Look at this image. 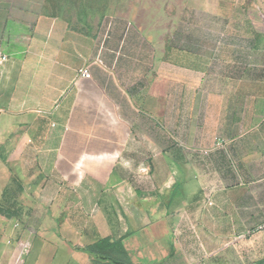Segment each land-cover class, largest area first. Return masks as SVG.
Returning a JSON list of instances; mask_svg holds the SVG:
<instances>
[{
    "label": "crops",
    "instance_id": "0c3cea01",
    "mask_svg": "<svg viewBox=\"0 0 264 264\" xmlns=\"http://www.w3.org/2000/svg\"><path fill=\"white\" fill-rule=\"evenodd\" d=\"M45 1L0 0V264H264V0Z\"/></svg>",
    "mask_w": 264,
    "mask_h": 264
},
{
    "label": "rangeland",
    "instance_id": "374dc122",
    "mask_svg": "<svg viewBox=\"0 0 264 264\" xmlns=\"http://www.w3.org/2000/svg\"><path fill=\"white\" fill-rule=\"evenodd\" d=\"M141 0H46L45 11L63 18L93 20V15L105 14L111 11L126 10L140 7ZM31 258L26 259L25 264H30Z\"/></svg>",
    "mask_w": 264,
    "mask_h": 264
},
{
    "label": "built area",
    "instance_id": "2783aa9c",
    "mask_svg": "<svg viewBox=\"0 0 264 264\" xmlns=\"http://www.w3.org/2000/svg\"><path fill=\"white\" fill-rule=\"evenodd\" d=\"M7 60V56L2 54L0 52V65L3 64L5 61ZM78 77L84 79V80H89L91 78V75H90V72L88 70L87 67L85 68H81L79 71H78ZM258 230H264V224L262 226H260L258 228ZM244 238V236H238L236 238H234L232 241H238L240 239Z\"/></svg>",
    "mask_w": 264,
    "mask_h": 264
}]
</instances>
